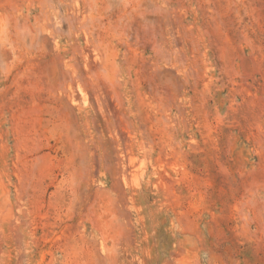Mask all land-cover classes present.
<instances>
[{
	"label": "rangeland",
	"instance_id": "obj_1",
	"mask_svg": "<svg viewBox=\"0 0 264 264\" xmlns=\"http://www.w3.org/2000/svg\"><path fill=\"white\" fill-rule=\"evenodd\" d=\"M0 264H264V0H0Z\"/></svg>",
	"mask_w": 264,
	"mask_h": 264
}]
</instances>
